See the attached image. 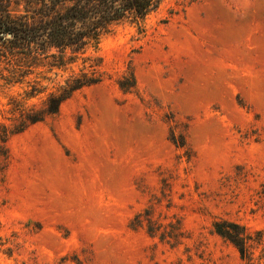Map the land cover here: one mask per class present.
<instances>
[{"label": "rangeland", "instance_id": "rangeland-1", "mask_svg": "<svg viewBox=\"0 0 264 264\" xmlns=\"http://www.w3.org/2000/svg\"><path fill=\"white\" fill-rule=\"evenodd\" d=\"M260 1L163 0L144 19L112 24L74 63L41 55L23 64L34 66L24 83L0 79L9 124L12 98L40 108L71 75L101 77L0 154V264L260 261ZM27 81L47 88L26 98ZM219 220L248 229L252 260L215 231Z\"/></svg>", "mask_w": 264, "mask_h": 264}, {"label": "trees", "instance_id": "trees-1", "mask_svg": "<svg viewBox=\"0 0 264 264\" xmlns=\"http://www.w3.org/2000/svg\"><path fill=\"white\" fill-rule=\"evenodd\" d=\"M163 0H0V79L5 85L24 83L25 77L33 73L34 67L25 63H38L39 56L53 58V66L59 68L74 63L89 46L95 45L112 24L128 17L146 18L156 10ZM24 7L17 12L13 8ZM18 13V14H16ZM10 34V35H9ZM6 36L10 38L7 39ZM51 48L58 52L48 53ZM70 51V54H68ZM24 68V69H23ZM95 68L71 75L56 91L48 94L40 108L27 107L17 98L11 99V114L8 120L0 122V154L7 158L6 144L11 136L21 133L30 125L57 114L62 104L74 92L101 82ZM133 75V74H132ZM134 79V78H132ZM29 88L24 97L32 98L47 87L38 82L27 81ZM122 85V81L120 82ZM1 172V170H0ZM215 231L233 243L245 260L251 259L252 236L240 223L219 220L214 223ZM264 264V253L260 261Z\"/></svg>", "mask_w": 264, "mask_h": 264}, {"label": "crops", "instance_id": "crops-1", "mask_svg": "<svg viewBox=\"0 0 264 264\" xmlns=\"http://www.w3.org/2000/svg\"><path fill=\"white\" fill-rule=\"evenodd\" d=\"M259 4L264 6V0H263L262 2L260 1ZM259 18L261 19V21L264 22V13H263V14L260 13V14H259Z\"/></svg>", "mask_w": 264, "mask_h": 264}, {"label": "water", "instance_id": "water-1", "mask_svg": "<svg viewBox=\"0 0 264 264\" xmlns=\"http://www.w3.org/2000/svg\"><path fill=\"white\" fill-rule=\"evenodd\" d=\"M10 35V34H9Z\"/></svg>", "mask_w": 264, "mask_h": 264}]
</instances>
